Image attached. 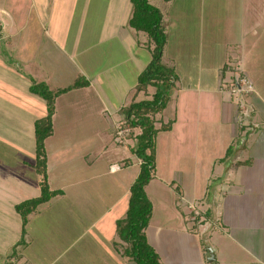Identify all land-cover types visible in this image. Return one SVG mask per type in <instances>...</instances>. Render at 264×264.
<instances>
[{
  "label": "crops",
  "instance_id": "crops-1",
  "mask_svg": "<svg viewBox=\"0 0 264 264\" xmlns=\"http://www.w3.org/2000/svg\"><path fill=\"white\" fill-rule=\"evenodd\" d=\"M31 1L33 3L30 6L33 9L32 14L27 10L26 12L12 11L11 23L10 20L4 21L5 16H0V25L3 28L0 33H4L6 26L10 25L12 34L7 32L5 36L9 40L11 37L15 39L12 46L15 47L20 65H23L21 73L18 69H10V66H4L6 69L3 72L6 75L0 73V211H6L5 214H2L3 217H0V226L6 228L9 225L15 226L19 230L18 234H21V218L14 211L15 205L41 194V175L37 173L34 167L36 150L31 152L29 147L26 149L25 134L23 136L14 135L16 131L25 133L28 129L30 139L33 140L34 138L36 144L35 122L47 115V102L32 92V80L45 82L51 90H57L68 86L64 76L71 77L73 72L70 79L73 80L78 74L82 76L84 70L77 66L72 71V59L79 54L77 50L80 46H78L79 38L74 41L72 47L61 40L58 34L44 25V23L47 24V19L50 16L47 17V14L37 11L39 1L24 0L26 3H31ZM131 16L132 13L126 23ZM248 16L253 18V14H248ZM255 19L256 21L251 22L248 31L249 34L255 30L256 37H258L251 40L254 53L261 51L258 42L263 41L264 30L258 32L256 26L264 28V11L258 17L255 16ZM257 19L259 20L257 21ZM118 23L116 22L115 25L123 27V33H119L113 28L114 31L106 32L109 34L108 38H97V45L113 43L111 46V51L114 50L113 57L119 49L126 52L133 63L132 71L137 78L134 83H130L126 76L118 71L125 79L123 82L125 83L127 80L128 85L125 83V87L132 95L116 105L105 94L104 88L99 86L100 84L102 86L113 85V80L105 72L97 71L95 76L90 77L88 75L90 77L86 79L89 82L88 86L70 93H64L56 98L55 113L52 117L53 133L46 138L45 149L50 189H60L63 193L52 197L46 203L55 197H66L70 191L76 192L82 198L89 197L88 193H85L87 189L86 191L85 189L79 191L75 188L83 176L80 169L77 170L76 162L83 155L88 161H84L85 170L90 167L95 174L94 176L91 175L92 177L98 179L101 176L97 162L102 158L104 150L101 155L97 156L95 152H92L94 145L90 142L94 140V137L88 138L87 134L85 139L82 138V135L72 137L68 134L73 131L74 124L72 123V116L68 112L72 109L71 105L69 107L66 105L70 104L72 98L79 92H95L97 100L101 104V111L92 110L91 114L98 115L100 113L102 122L106 113L115 116L112 119L115 121L111 124L116 128L117 123L124 117L123 109L125 107L129 106L135 99L142 100L145 96L151 97L152 95H149L151 88H148L147 92L141 91L137 95L135 88L139 74L152 58L154 43L149 47V59L137 57V54L145 46L143 42H146L145 36L140 34L143 32H135L136 35H132L124 28L125 25L121 26ZM13 26L18 28L16 33H14ZM79 33L80 31L76 32V34ZM2 36L1 39L4 40V35ZM77 51L78 53H76ZM164 55L165 50L162 58ZM241 58L245 62V56ZM54 59L58 62L53 63ZM115 63L114 59L110 62L111 65ZM256 63L257 81L252 79L249 70L244 65L245 63L243 64L246 71L244 72L255 83L256 94H252V101L254 108L256 107V112L248 116L247 122L242 123V125L238 123L240 115L237 106L228 102L226 93L221 91L219 87L224 64L206 71L209 75V82H203L199 78L197 83H207L206 85H184L178 77L166 108L154 115L157 120L155 122L156 128L173 121L170 130H160L156 134L155 177L157 175L158 143L163 146L167 144L174 149H170L169 157L164 161L166 165H170L167 167L168 169H164L165 173L172 171L173 176L178 175V179L181 180L180 183L185 184L183 185L184 191L180 193L184 199L180 210L173 207L166 216L164 215L163 219L156 220L152 202L153 211L145 233L148 243L159 254L163 264H264V69H261V61L258 60ZM262 65L264 67V64ZM22 72L26 76H23ZM10 83H12L11 89L14 90L11 94L10 89L6 87ZM28 107L31 110H26ZM25 121L28 122L26 129ZM255 121L259 125L258 128L252 126L255 125ZM248 122H250L249 126L255 129L253 134H245ZM86 124L84 126L88 129L95 127H91L88 121ZM56 125L59 130L65 132L61 139L57 138L59 131L56 129ZM103 127V125H99L97 128L105 130L106 127ZM115 128L112 127L111 130L113 131ZM3 146L10 148L15 146L20 148L22 152L17 153L15 149H6ZM81 146L84 150L79 148ZM86 153L89 156L94 154L95 158L89 161V158L87 159L89 156ZM187 157L190 158L188 163H192L191 167H186L187 160L185 158ZM137 160L140 165V159L137 158ZM115 166L110 167V172H116L120 169ZM76 170L78 173L74 176ZM71 183L76 184L69 186ZM170 185L173 186V183L171 182ZM64 186L68 187L64 189ZM212 186H214L213 190L210 191ZM67 188H71V190H67ZM129 195L130 191L124 197L122 211H118L119 213L116 215L113 213L110 220L111 224L109 221L107 224L105 222V226L102 227L96 237L97 239L104 237L109 244L113 241V244L108 245L104 250L107 253V258L113 260L110 264H136L132 260L127 262L126 256L122 255L120 246L122 240L118 235L116 225L118 219L126 217L124 211L128 208L129 198L127 197ZM122 199L123 197H118L114 202L106 205L107 209L116 210ZM43 204H40L36 211L29 215V220L39 212V208ZM190 205H193L195 210H192ZM125 206H127L126 209ZM95 207L99 206L96 205ZM8 210L9 212L12 211L10 216L12 221L9 219L10 213L7 215ZM107 212L104 211L99 214V219L105 216ZM111 227L114 229L115 236L106 237V229ZM13 243L14 241H11V244ZM26 245H28L27 240ZM26 245L23 248L17 247L18 249L21 248L20 255L22 256ZM0 255L2 256V254ZM115 258L117 259L116 262L114 261ZM212 258L214 260H210Z\"/></svg>",
  "mask_w": 264,
  "mask_h": 264
},
{
  "label": "rangeland",
  "instance_id": "rangeland-1",
  "mask_svg": "<svg viewBox=\"0 0 264 264\" xmlns=\"http://www.w3.org/2000/svg\"><path fill=\"white\" fill-rule=\"evenodd\" d=\"M38 1L39 6L37 7V11L47 14V17L50 16L47 19V24L43 21L44 25L51 28L58 34L61 40L67 42L71 47L74 41H77L79 38L78 46H80L77 49L79 54H77V56L75 55V58L72 59V71H74L77 66L82 67L84 69L82 76L85 75L84 77L86 79L95 76L97 71L105 72L114 83L109 86H102L99 83V86L104 88L105 94L114 101L116 105L126 97L128 99L132 94H129V90L126 89L125 83L128 85V82H126L127 80L130 83H134V80L137 78L132 71L133 63L130 58H128L126 52L123 50L121 51V49H119L113 57L114 50L111 51L113 43L109 45H97V38H108L109 34H106V32L109 33L110 31H114L113 28L119 33H123V27L116 26V22H119L118 25H125L124 28L132 35H136L135 32H141L135 30L126 23L133 9L131 1ZM149 2L158 7L164 15L163 28L165 29L164 32L167 41L162 62L167 64L168 67L170 66L169 68L177 73L179 81H182L184 85H197L199 84L197 83L199 78H201L203 82H209V75L206 71L224 64L222 66L219 81L220 90L226 93L227 100H229L228 102L231 104L236 105V101L242 103L243 108L241 106V109L245 110L246 114L249 116L255 113L256 107L254 108L252 94H256V90L253 80L255 79V81H257L258 79V75L256 74V62L259 60L264 64V38L263 41L258 42L261 46V51L259 50L254 53L251 47V40H255L258 37H256L255 30L249 34L248 31L251 22L256 21L255 16L258 17V15L264 11V0H149ZM31 4L33 5L32 1L31 3H26L24 0H0V5H3L2 7L0 6V16H5V18H3L4 21L7 22L10 20L11 23L10 16L12 11L20 10L26 12L27 10L32 14L33 9L30 7ZM1 9L4 10L1 11ZM248 14H253V18L249 17ZM258 20L259 19H257V21ZM7 26L6 31L2 34L0 33V73L2 75H6L3 72L6 66H10V69H18L20 73L23 71V65H20L15 47L12 46V44L15 43V39L11 37L9 40L8 37L5 36L7 32L12 34L10 25ZM13 28L15 29L14 33H16L18 28L16 26H13ZM256 29L258 32L264 30V28L258 27V25ZM2 30L3 28L0 25V31L2 32ZM77 31H80V33L76 34ZM140 34L145 36L146 42H143L145 46L141 49L139 54H137V57L141 56L142 59H149V47L153 45L154 42L145 32ZM2 35H4V40L1 39ZM59 37H57V39H59ZM78 51L76 53H78ZM243 56H245V62H243L241 58ZM113 59L116 63L111 65L110 62L113 61ZM54 62L57 63L58 61L54 59L53 63ZM261 63V69H264ZM243 64L251 74L250 76L253 80H251L249 75L247 76L251 80L254 90L251 94L240 96L237 91L234 93L232 92L231 86L233 82L232 77L235 73H238L235 70L240 68L245 71ZM118 70L126 76L127 80L125 83L123 82L125 80L124 77ZM239 72H241V70ZM22 75H25L24 72H22ZM72 75L73 72L71 73V77ZM88 75H90V77ZM69 77L70 76H64L66 85L68 86L75 82L79 74L75 76L73 80H70L71 77ZM206 84L207 83H200L199 85ZM11 85L12 83L6 85V87L10 89V94L14 91L11 89ZM148 88H151L149 95H152L151 97L145 96L142 100L152 99L154 94L152 92H155L156 88L155 86H149ZM76 90L80 89H72L67 93ZM134 101L141 100L135 99L132 102ZM114 102L112 103L114 104ZM69 105H71L72 109L68 110V112L72 116V123L74 126L72 127L73 131L68 134L72 137L82 135V138H85L87 134L88 138L94 137V140L90 143L94 145L92 152H95L96 156L101 155L104 150L102 158L97 162L98 170H101V176L98 179L92 177L91 175H95L93 174L94 170L90 167L85 170L84 161L88 162L86 157L83 155L81 158H78L76 167L78 171L80 169V173L83 176L80 178L81 181L78 185H75L76 183H71L69 186L75 185V188L79 191L82 189L86 191L87 189L85 193H88L89 197L82 198L81 195H77L76 192L70 191L66 197H55L49 203L40 206L39 212L33 215L28 221V226L26 227V240L28 245H26L27 247L23 251V256L20 255V252L21 248L24 246H20L21 248L19 249L16 247V249L12 250L14 244L18 243L20 240L21 234H18L19 230L11 225L7 228L0 226V254H2V256L0 255V264H110L113 262L112 258H107V253L104 252L108 245L113 244V241L109 244L104 237L98 239L96 237L102 227L105 226V222L107 224L109 221V224H111V215H113V213L116 215V213L122 211L124 197L127 193L129 194L130 187L139 173L140 165L137 160L138 157L131 151V148L135 147L137 142L135 135L139 134L141 130L140 128L132 130L134 133L131 137L127 135L125 137H119L120 139L123 138V141L120 142L117 138L118 134L116 128L122 122H126L125 114L117 123L116 128L111 124L115 121L112 120L115 116L106 113L105 119L102 122L100 113H98V115H92V110L95 112L97 110L98 112L101 111V104L97 100L95 92H79V94L72 98L70 104L66 106L69 107ZM26 110L31 109L28 107ZM239 111L238 109V113ZM248 115H240L238 118L240 121L238 120V123L242 125V123L247 122L246 118ZM153 118L155 119L154 116ZM86 121L89 122L91 127H95L88 129L85 127L87 125ZM155 122H157L156 119ZM24 124L26 129L28 127V122L25 121ZM247 124L245 134H253L255 132L254 128L259 127L257 122L254 124L258 126L254 128L249 126L250 122ZM99 125H103V128L106 127L105 130L97 128ZM155 126H157V124H155ZM112 127L116 130L114 129L112 131ZM123 128L124 130L120 132L121 134H127V132L131 130L127 124H125ZM56 129L59 131L57 138L61 139V137H64L65 132L59 130L57 125ZM17 134L22 136L25 134L24 143L26 144V149L29 147L28 149H30L31 152L36 150L35 139L33 137V140L30 139L28 129H26L25 133L23 131L20 133L16 131L14 133V135ZM68 134L66 135L68 136ZM3 148L15 149L17 153L22 152L20 148L15 146H13V148L3 146ZM79 148L84 150L82 146ZM170 149L173 150L174 148H170L167 144L163 146L158 143L157 175L146 187V191L154 204V215L156 220L163 219L164 215L166 216L173 207L176 210H180V208H182L181 204L183 205L184 203V199L180 193L184 191L183 185L185 184L180 183L181 180L180 178L178 179V175L174 177L172 171L170 173H165L166 171L164 170L170 167V165H166L164 162L169 157ZM86 154L89 156L88 153ZM188 157L185 158V160H187L186 167H191L192 163H188L190 160ZM88 158L89 161H92V158H95V156L91 154L87 159ZM129 164L132 165L128 166ZM112 165H116L115 167L118 166L120 169L116 172H110V167ZM126 165L128 167H125ZM77 170L74 172V176L77 175ZM172 178L173 180L170 181ZM190 180L191 178L189 181ZM171 182L173 186L170 185ZM69 183L68 181V184ZM65 187L68 186H64V189ZM213 187L214 186H212L210 191L213 190ZM67 190H71V188H67ZM118 197H123L120 205L116 207V210H108L106 205L114 202ZM96 205L99 207H95ZM126 207L127 206H125V209ZM87 211L89 212L87 213ZM104 211H108L107 214L99 219L98 215L102 214ZM126 211L127 209L124 211V214H126ZM5 213L6 211H0V217H3L2 214ZM9 213V219L11 220L10 216L12 211L9 212L8 210L7 215ZM17 216L19 218V215ZM112 229V227L106 229V237L115 236L114 229ZM11 241H14V243L11 244ZM104 241L105 243H103ZM120 246L121 252L123 253L127 244L122 241ZM126 258L127 262L131 261L130 258ZM114 261L116 262L117 259L115 258Z\"/></svg>",
  "mask_w": 264,
  "mask_h": 264
},
{
  "label": "trees",
  "instance_id": "trees-1",
  "mask_svg": "<svg viewBox=\"0 0 264 264\" xmlns=\"http://www.w3.org/2000/svg\"><path fill=\"white\" fill-rule=\"evenodd\" d=\"M130 1L133 9L128 25L137 31L147 33L154 42L152 58L138 76L135 94L141 91L147 92L149 86H155L156 90L151 100L134 101L123 109L126 124L131 129L127 136H133L132 130L136 128L141 130L139 134L135 135L137 139L135 147L131 148V151L136 154L141 162L139 173L130 187L126 217L118 219L116 225L118 235L127 244L122 253L124 256L136 264H163L159 254L148 243L145 233L153 211V204L146 192V186L156 173V134L160 130H170L173 122L169 121L162 124L160 128H156L153 116L166 108L178 75L162 62L167 41L162 25V12L149 0ZM88 85L89 82L84 76H79L72 85L57 90H51L45 82L32 80V92L47 102V115L35 122L36 161L34 167L37 173L41 175V194L15 205V211L21 216V237L18 243L14 244L12 250L18 246L26 245L25 235L29 215L36 211L40 204L46 203L52 197L63 193L60 189H50L45 149V140L53 133L52 117L55 113L56 98L72 89H79Z\"/></svg>",
  "mask_w": 264,
  "mask_h": 264
},
{
  "label": "built area",
  "instance_id": "built-area-1",
  "mask_svg": "<svg viewBox=\"0 0 264 264\" xmlns=\"http://www.w3.org/2000/svg\"><path fill=\"white\" fill-rule=\"evenodd\" d=\"M240 70H241V72H239ZM231 71H232V69H231ZM235 71L238 72V73H235V75L232 77V80H233L232 86H231L232 92L234 93L235 91H237V93L240 94V96L241 95H247L249 93L251 94L254 89H253V85L251 83V80L249 79V77L247 76V74L242 69H240V68H237ZM236 103L235 104L237 105V108L240 110L239 111V115L247 116L248 114H246V111L243 110V109H241V106L243 104L240 103L239 101H236ZM242 108H243V106H242ZM125 124H126V122L125 123L122 122L116 128L117 129V134H118V137L117 138L119 139L120 142L123 141L122 140L123 138L120 139L119 137H123V136L125 137L128 134V132H127V134H121L120 133L122 130H124L123 127H125ZM252 126L253 127H256L258 125H252ZM190 208L193 210L194 209L193 205H190Z\"/></svg>",
  "mask_w": 264,
  "mask_h": 264
},
{
  "label": "water",
  "instance_id": "water-1",
  "mask_svg": "<svg viewBox=\"0 0 264 264\" xmlns=\"http://www.w3.org/2000/svg\"><path fill=\"white\" fill-rule=\"evenodd\" d=\"M213 255V254H212ZM210 260H214V258L210 259Z\"/></svg>",
  "mask_w": 264,
  "mask_h": 264
}]
</instances>
